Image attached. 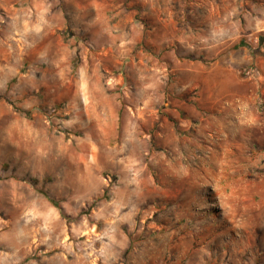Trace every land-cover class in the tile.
I'll return each instance as SVG.
<instances>
[{"label": "clouds", "instance_id": "obj_1", "mask_svg": "<svg viewBox=\"0 0 264 264\" xmlns=\"http://www.w3.org/2000/svg\"><path fill=\"white\" fill-rule=\"evenodd\" d=\"M0 264H264V0H0Z\"/></svg>", "mask_w": 264, "mask_h": 264}]
</instances>
